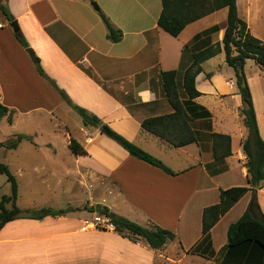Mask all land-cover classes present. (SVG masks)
Wrapping results in <instances>:
<instances>
[{
	"label": "crops",
	"instance_id": "1",
	"mask_svg": "<svg viewBox=\"0 0 264 264\" xmlns=\"http://www.w3.org/2000/svg\"><path fill=\"white\" fill-rule=\"evenodd\" d=\"M7 4L45 74L72 103L100 118L176 175L131 156L102 133L103 129L82 128L79 143L87 155L73 153L68 142L76 157L72 162L76 170L32 166L33 176L46 185L50 196L33 199L30 207L22 209L50 208L64 210V214L8 223L0 231V264H191L199 259L203 264H223L216 257L228 242L229 227L249 209L254 197L253 215L264 216L263 182L212 229L211 245L202 243L204 209L220 202L222 189L249 185L242 145L249 131L240 114L243 101L235 71L228 66L225 53L206 61L196 79L202 96L195 103L211 113V117L194 118L191 123L199 134L198 142L170 148L144 131L142 122L173 112L161 73L179 70L187 44L192 52L218 42L223 47L227 9L190 24L179 37H173L158 26L162 0H8ZM237 6L250 32L264 41V0H237ZM100 10L122 31L121 42L107 38ZM225 10L226 15L219 17ZM12 22L0 10V102L14 110L34 99L39 100L34 102L39 107L47 101L54 116L65 108V102L39 74L31 53L17 40ZM215 25L220 26L218 33L193 42ZM250 61L245 74L251 86L246 72ZM250 89L264 140V91L256 98L252 86ZM212 133L229 135L232 140L233 154L218 174L211 170L224 165L213 166ZM49 147L57 153L53 144ZM97 206L147 228L173 231L177 239L155 250L142 240L135 242L116 231L90 227L87 222L97 213L92 212ZM198 246L203 256L188 253ZM250 253L240 255L244 264Z\"/></svg>",
	"mask_w": 264,
	"mask_h": 264
},
{
	"label": "trees",
	"instance_id": "2",
	"mask_svg": "<svg viewBox=\"0 0 264 264\" xmlns=\"http://www.w3.org/2000/svg\"><path fill=\"white\" fill-rule=\"evenodd\" d=\"M8 0H0V10L9 21H15L8 4ZM227 9V27L221 43L211 44L198 51H191L187 44L183 51V58L179 70L163 71L161 73L162 83L166 98L173 108L170 114L148 118L142 122V129L156 137L162 145L170 148H181L199 141V134L193 130L191 123L194 118H208L211 113L203 106L195 103V100L202 96L197 89L196 79L203 72V64L221 54L225 53L226 62L235 71L236 84L239 94L242 97L243 108L240 111L242 121L249 131L247 139L243 142V150L247 156L246 167L248 170V186L232 187L222 189L220 202L208 206L202 216V243L211 245V231L218 222L225 216L248 192L256 191L264 182V140L260 134L254 100L248 80L245 74L247 60H253L264 71V41L254 36L248 27L247 22L239 16L237 0H162V12L158 26L172 35L179 37L190 24L203 19L217 11ZM108 33L107 38L113 43L121 42L123 33L116 29L110 19L103 11H99ZM219 25H215L206 31L198 34L193 42L204 36L218 33ZM19 43L29 51L37 67L39 74L46 79L60 94L63 100L77 111L84 127L101 129L119 143L131 156L140 159L148 164L163 169L170 175H176L171 169L165 166L160 160L146 152L133 142L125 139L113 131L107 124L95 115L89 114L87 110L74 105L68 95L49 79L40 65V60L31 52L30 46L20 30L15 32ZM190 53L191 57H188ZM210 79L212 74H207ZM15 111L0 102V123L7 118L13 124ZM213 157L216 165L223 164L224 167L211 170L212 174L224 171L225 160L232 152L231 136L220 133H212ZM28 141L34 143L32 137L17 134L12 139L0 143L1 147L9 150H17L19 146ZM70 148L77 155H87L84 147L74 138H70ZM35 144V143H34ZM208 168L212 164L207 165ZM0 174L7 177L11 185V195H5L0 202V231L8 223L20 218L43 219L48 216H61L64 210H53L44 208L41 210H22L18 206L19 181L7 164L0 163ZM256 203L254 197L249 209L228 230V242L217 254L216 260L223 264H244L240 255L250 253V260L247 264H264V216L256 218L253 215V206ZM92 212L107 215L115 225V231L132 241L142 240L152 249L162 250L168 243L177 239V235L170 230L159 226L152 228L144 227L127 218L118 216L110 211L108 207L97 206ZM254 245V248L251 246ZM189 254L201 255L200 246L188 251ZM227 255H230L227 257Z\"/></svg>",
	"mask_w": 264,
	"mask_h": 264
},
{
	"label": "rangeland",
	"instance_id": "3",
	"mask_svg": "<svg viewBox=\"0 0 264 264\" xmlns=\"http://www.w3.org/2000/svg\"><path fill=\"white\" fill-rule=\"evenodd\" d=\"M223 15H226V10L219 13V17ZM246 72L253 93L258 98L259 91H264V76H260L264 71L251 60L246 67ZM46 80L48 81V79ZM7 94L13 97V95H9V92ZM35 101L39 103L38 99H34L33 102L23 103L24 108L16 107L14 109L13 124H10L7 118L0 123V143L12 139L17 134H23L32 137L37 145L34 146L30 142L24 141L17 150H9L0 146V163L7 164L19 181L18 206L21 209L30 207L33 199H46L50 196L46 192V185L37 181L33 176L32 166L48 164L50 167L55 166V169L60 171L76 170L72 164L76 157L70 151L68 142L72 137L82 143V128H85L80 114L64 100L65 108L55 112L54 116L49 110L47 101L41 103L47 106L41 105L40 107L34 103ZM50 144L55 146L57 153L50 150ZM5 195H11V185L7 177L0 174V202ZM57 196L62 197L61 194H57ZM191 264H203V262L199 259Z\"/></svg>",
	"mask_w": 264,
	"mask_h": 264
},
{
	"label": "built area",
	"instance_id": "4",
	"mask_svg": "<svg viewBox=\"0 0 264 264\" xmlns=\"http://www.w3.org/2000/svg\"><path fill=\"white\" fill-rule=\"evenodd\" d=\"M87 225L96 229L115 231V225L111 218L103 214H95L93 219L87 222Z\"/></svg>",
	"mask_w": 264,
	"mask_h": 264
},
{
	"label": "water",
	"instance_id": "5",
	"mask_svg": "<svg viewBox=\"0 0 264 264\" xmlns=\"http://www.w3.org/2000/svg\"><path fill=\"white\" fill-rule=\"evenodd\" d=\"M93 6H94L96 9H99L97 3L94 2V3H93ZM11 27L13 28V30H14L15 32L19 30V25H18L17 21H13V22L11 23ZM101 129H103V127H101Z\"/></svg>",
	"mask_w": 264,
	"mask_h": 264
}]
</instances>
